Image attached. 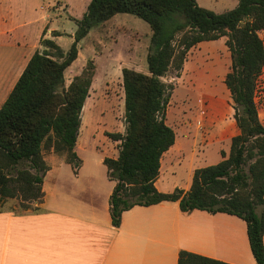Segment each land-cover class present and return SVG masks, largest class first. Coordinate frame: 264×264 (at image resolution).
<instances>
[{
  "label": "trees",
  "instance_id": "16d2710c",
  "mask_svg": "<svg viewBox=\"0 0 264 264\" xmlns=\"http://www.w3.org/2000/svg\"><path fill=\"white\" fill-rule=\"evenodd\" d=\"M117 14L141 19L152 35L148 74L132 69L121 73L125 131L106 134L119 142L117 157L102 160L115 182L109 197L112 226L118 228L122 213L134 206L163 202H177L185 214H227L245 223L252 257L264 264V125L255 103L264 68L259 36L264 31V0H238L234 9L221 14L199 7L195 0H90L76 22L69 50L42 40L43 50L31 55L0 106V198L19 195L24 202H41L49 169L42 151L63 153L66 163L78 168L75 148L92 75L84 71L65 87L64 74L77 59L79 42ZM221 38L230 55L224 85L239 133L231 138L227 157L221 152L219 163L194 170L188 191L161 193L154 184L162 156L175 142L165 119L172 88L161 78L170 69L179 71L194 46ZM177 264L226 263L180 251Z\"/></svg>",
  "mask_w": 264,
  "mask_h": 264
},
{
  "label": "rangeland",
  "instance_id": "374dc122",
  "mask_svg": "<svg viewBox=\"0 0 264 264\" xmlns=\"http://www.w3.org/2000/svg\"><path fill=\"white\" fill-rule=\"evenodd\" d=\"M195 1L199 7L215 14L232 10L238 3V0ZM89 2L0 0V71L8 73L0 88V105L16 78L11 72L20 70L36 50H43L42 40H53L65 53L69 50L76 22ZM151 35L150 27L141 19L117 14L90 30L79 42L77 59L65 71L64 81L68 87L82 72L92 75L75 148L80 163L75 169L66 163L65 154L42 151L49 166H54L46 186L56 194L54 198L49 194L50 205L68 206L87 216L92 208L91 204H85L87 208L82 211L79 200L83 196L91 201L93 208L102 209L112 186L102 160L116 158L119 147V142L110 140L106 134L125 131L121 73L123 69H132L148 74L146 57ZM259 36L264 43V31L259 32ZM225 40L221 38L194 46L179 71L170 69L161 78L172 88L165 111L166 124L172 128L176 139L184 141L188 137L190 142L184 145L178 159L169 161L168 166L163 161L155 184L161 193L188 189L194 170L219 163L221 152L227 157L230 140L239 133L233 119V103L224 85L230 69ZM18 52L21 54L17 55ZM255 103L259 120L264 125V68L257 81ZM24 206L27 208L23 209ZM35 209H38L35 202H24L19 195L0 198V212L21 214Z\"/></svg>",
  "mask_w": 264,
  "mask_h": 264
},
{
  "label": "crops",
  "instance_id": "0c3cea01",
  "mask_svg": "<svg viewBox=\"0 0 264 264\" xmlns=\"http://www.w3.org/2000/svg\"><path fill=\"white\" fill-rule=\"evenodd\" d=\"M27 61L20 70L11 72L16 78L10 89ZM0 72L1 88L8 73ZM187 138H175L162 156L160 169L164 160L168 166L169 161L179 158L184 145L190 144ZM43 159L49 169L42 181L43 198L35 202L38 209L21 214L0 212V264H177L180 251L226 264H256L246 225L235 216L197 210L185 214L177 202H163L134 206L122 213L120 226L114 228L109 214L112 181L101 210L81 196L82 211L87 208L85 204H91L90 215L68 206L50 205L49 194L53 198L56 194L46 186L54 166Z\"/></svg>",
  "mask_w": 264,
  "mask_h": 264
}]
</instances>
